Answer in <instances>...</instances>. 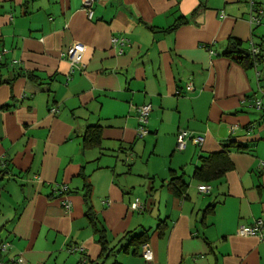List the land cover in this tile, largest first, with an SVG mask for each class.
Masks as SVG:
<instances>
[{"label":"crops","instance_id":"crops-1","mask_svg":"<svg viewBox=\"0 0 264 264\" xmlns=\"http://www.w3.org/2000/svg\"><path fill=\"white\" fill-rule=\"evenodd\" d=\"M253 1L264 7L96 0L90 19L83 0H0V76L11 79L0 86V245L10 243L0 260L264 264V236L238 233L264 219V66L223 54L231 37L247 49L264 42ZM76 42L86 49L72 65L65 52ZM147 103L149 134L140 137L138 107ZM97 125L101 144L86 148ZM180 129L204 143L178 150ZM225 145L233 168L195 178L202 157ZM64 184L70 209L55 193ZM143 233L150 263L131 241Z\"/></svg>","mask_w":264,"mask_h":264},{"label":"built area","instance_id":"built-area-1","mask_svg":"<svg viewBox=\"0 0 264 264\" xmlns=\"http://www.w3.org/2000/svg\"><path fill=\"white\" fill-rule=\"evenodd\" d=\"M95 1L96 0H83V6L87 10L88 16L90 19L93 17V14H94L93 6H94ZM252 12H255L257 14V18L255 17L254 20L260 21L258 12H256L253 9H252ZM119 41L120 40H118L117 38L113 39V43H118ZM85 49H86V46L83 43L76 42L72 44L71 46H69L68 50L65 52V56L72 63V65L81 64L83 62V55H84ZM258 50H259L258 47L253 48L254 52H258ZM6 52H7L6 49L0 51V59H2L3 55ZM258 75H260L259 72H258ZM256 106L260 108L261 102L257 101ZM54 110H57V109L53 108V111ZM151 111H152V106L150 103L143 104L138 107V118H139L138 135L140 137L147 135V133L149 132L147 125L149 122V116H150ZM189 141L202 145L205 141V136L195 134L186 129H180L178 132V138H177V149L184 150L187 147ZM5 166H6V163L4 159L0 158V173L5 168ZM262 166H264V162H262ZM198 189L200 192L207 194L211 192L212 185L208 183H200L198 185ZM67 190H68V187L67 185L64 184V185H60L59 187H57L55 189V193L61 198L62 200L61 203L63 207L66 209H70L72 206V203L65 196ZM132 208L141 210L142 205L140 201L136 200V202H133ZM238 233L241 235H253V236L263 237L264 236V219L262 218L257 219L255 223L250 226L240 225L238 228ZM0 247H1V250L7 251L10 247V243L3 242L0 245ZM77 249H78L77 247H74L72 248V251H75ZM141 256L148 263L153 262L155 260V253L150 243H145L142 245ZM0 264H26V259L24 258L22 254H20L12 258L1 259ZM82 264H85V263L82 262Z\"/></svg>","mask_w":264,"mask_h":264},{"label":"trees","instance_id":"trees-1","mask_svg":"<svg viewBox=\"0 0 264 264\" xmlns=\"http://www.w3.org/2000/svg\"><path fill=\"white\" fill-rule=\"evenodd\" d=\"M253 3H254L252 5L253 10L258 12V15L260 18L262 15H264V7H261V5L257 3L256 1H253ZM200 8L201 6L197 10H195L193 14H196L200 10ZM254 47H258L259 49L258 52L253 51ZM254 47H252L251 49H247L244 47V41H242L241 39L235 38V37H231L229 39L228 48L225 50L223 54L226 56L227 55L233 56L234 58L239 60V62L245 68H257L259 65L264 66V42H261L258 44L256 43L254 44ZM1 50H4V49H0V51ZM246 51H249V54H247ZM258 72L260 73L259 77L262 75L264 76V69L259 70ZM10 80L11 79H4L2 76H0V86L4 83H8V82L10 83ZM148 134L149 132L147 133V135ZM101 138H102L101 137V127L98 125L90 126L87 129L86 134L84 135V145L86 148L99 147L101 144ZM177 138H178V133H177ZM236 147L237 149H241L243 145H237ZM176 148H177V143H176ZM4 161L7 164L6 160ZM232 168H233V163L229 158V146L225 145L222 151L217 152V153H212L209 156L202 157V164L200 167L196 168L194 176L198 180H201L203 182H209L213 179H216L217 176L221 174L223 175L225 172H227L228 170ZM3 171H5V168L1 171L0 174H2ZM134 239H138L141 245L147 243L146 241L147 236L145 233H143L142 235L133 236V238H131V241ZM102 244L105 246L104 237L102 238Z\"/></svg>","mask_w":264,"mask_h":264},{"label":"rangeland","instance_id":"rangeland-1","mask_svg":"<svg viewBox=\"0 0 264 264\" xmlns=\"http://www.w3.org/2000/svg\"><path fill=\"white\" fill-rule=\"evenodd\" d=\"M149 206V205H148ZM147 212H148V210H147ZM147 212H145L144 214H146ZM9 243V242H8Z\"/></svg>","mask_w":264,"mask_h":264},{"label":"water","instance_id":"water-1","mask_svg":"<svg viewBox=\"0 0 264 264\" xmlns=\"http://www.w3.org/2000/svg\"><path fill=\"white\" fill-rule=\"evenodd\" d=\"M247 52V54H249V51H246Z\"/></svg>","mask_w":264,"mask_h":264}]
</instances>
